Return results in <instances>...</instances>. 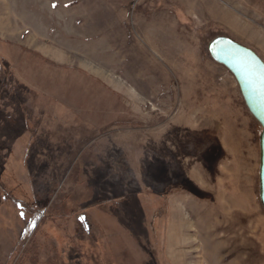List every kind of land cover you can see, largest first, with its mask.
Wrapping results in <instances>:
<instances>
[{
    "label": "rangeland",
    "instance_id": "obj_1",
    "mask_svg": "<svg viewBox=\"0 0 264 264\" xmlns=\"http://www.w3.org/2000/svg\"><path fill=\"white\" fill-rule=\"evenodd\" d=\"M217 36L264 60V0H0V264H264L262 127Z\"/></svg>",
    "mask_w": 264,
    "mask_h": 264
},
{
    "label": "water",
    "instance_id": "obj_2",
    "mask_svg": "<svg viewBox=\"0 0 264 264\" xmlns=\"http://www.w3.org/2000/svg\"><path fill=\"white\" fill-rule=\"evenodd\" d=\"M211 57L235 76L250 113L260 123V201L264 209V60L251 48L217 36L209 42Z\"/></svg>",
    "mask_w": 264,
    "mask_h": 264
},
{
    "label": "trees",
    "instance_id": "obj_3",
    "mask_svg": "<svg viewBox=\"0 0 264 264\" xmlns=\"http://www.w3.org/2000/svg\"><path fill=\"white\" fill-rule=\"evenodd\" d=\"M13 72H14L13 75H15V70ZM13 75H12V68L10 67L9 61L6 60V59H3L2 64L0 65V101L2 100V96H3V94H1V90L5 87L8 78L10 76L13 77ZM15 80H16L15 82L18 84V80H17L16 76H15ZM3 92L7 93L6 90H4ZM3 108H5V105H4V103L1 104V102H0V117H2V115H3V111H4ZM20 112L23 115L25 114V111H24L23 108H20ZM1 149H2V147L0 145V150ZM5 165H6V163H5L4 160L0 161V167H1L0 168V177H2V173H3L2 171L5 170ZM17 203H20V201H18ZM51 205L52 204H50L49 207H51ZM29 206H30V209H31L30 211L32 213L31 214L32 216L29 219V222L27 224V228H32L33 229L35 227H38V223H41L40 221H43L46 218V216H45L46 214H44L45 210H44V208L40 207L38 202H36V203H34L32 205H29ZM85 217H87V218H89L91 220L87 210H83L82 214H79V219H85ZM76 225L77 224H75V227H77V229H78V226H76ZM87 229L88 228H86V230ZM77 231H79V229ZM30 248H32L31 253H30ZM35 249H36V247L34 248V246H32V245H31V247L27 246L24 249V251L22 252V254L19 256V258H17L18 260L16 261L15 264H25V258L28 256V253H30L31 255L34 256V257H32L34 259V264H38V263L41 264V262H40L41 260L36 259L37 255H34L36 253ZM79 249L80 248L76 246L75 250H79ZM32 251H33L34 254H32ZM37 252H38V248H37ZM73 252H74V247L72 248V251L69 250L68 253L73 256V255H75ZM30 254H29V256H30ZM72 256L70 257L68 255V257H69L68 264H72L73 263L74 258ZM33 259H31V260H33Z\"/></svg>",
    "mask_w": 264,
    "mask_h": 264
},
{
    "label": "crops",
    "instance_id": "obj_4",
    "mask_svg": "<svg viewBox=\"0 0 264 264\" xmlns=\"http://www.w3.org/2000/svg\"><path fill=\"white\" fill-rule=\"evenodd\" d=\"M13 19H15V21L21 22L19 20V18H3L1 20V22L4 23L3 26H2V28H1L2 29L1 35L3 37H5V38H12L13 36L15 37V35H13V36L11 35V32H9V28H8L9 27L8 24H9L10 20L12 21ZM20 67L25 68L22 65H20ZM16 70H17V73H18V76L16 75L17 76V80H18V84L21 85V86H24V87H29V88L33 87L32 84H30L29 82L26 81L27 79L24 77L25 72L22 69H18L17 67H16ZM27 77H28V75H27Z\"/></svg>",
    "mask_w": 264,
    "mask_h": 264
}]
</instances>
